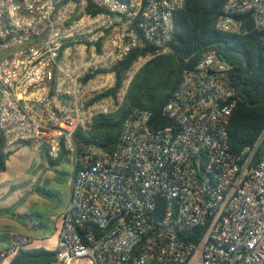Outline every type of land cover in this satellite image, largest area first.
Segmentation results:
<instances>
[{
    "label": "built area",
    "instance_id": "1",
    "mask_svg": "<svg viewBox=\"0 0 264 264\" xmlns=\"http://www.w3.org/2000/svg\"><path fill=\"white\" fill-rule=\"evenodd\" d=\"M187 1L0 0V134L73 165L59 264H264V152L230 149L236 90L215 52L184 71L163 109L171 125L153 130L136 110L111 151L75 139L118 110L148 60L106 97L125 56L170 51ZM215 29L264 39V0H228ZM9 237L0 260L32 241Z\"/></svg>",
    "mask_w": 264,
    "mask_h": 264
},
{
    "label": "trees",
    "instance_id": "2",
    "mask_svg": "<svg viewBox=\"0 0 264 264\" xmlns=\"http://www.w3.org/2000/svg\"><path fill=\"white\" fill-rule=\"evenodd\" d=\"M228 0H188L175 14V30L169 43L170 51L157 53L152 46L134 49L112 71L116 74L113 88L104 96H116L124 80L139 57L148 60L133 75L118 110L95 117L87 134L76 132L78 142L93 143L106 151L116 146L126 119L136 110L151 113L153 130L171 125L163 109L178 88L184 71L194 68L203 54L220 53L230 65L237 103L228 125V142L233 153L260 141L256 153L264 152V39L263 34L251 30L244 35L219 32L215 24ZM89 11H97L89 6ZM223 61V60H222ZM225 62V61H224ZM7 142L0 134V174L7 168ZM59 251L19 249L10 264H54Z\"/></svg>",
    "mask_w": 264,
    "mask_h": 264
},
{
    "label": "crops",
    "instance_id": "3",
    "mask_svg": "<svg viewBox=\"0 0 264 264\" xmlns=\"http://www.w3.org/2000/svg\"><path fill=\"white\" fill-rule=\"evenodd\" d=\"M6 152L7 168L0 174V254L8 251L12 232L32 239L25 250L59 251L58 233L73 181V171L68 174L63 166L68 158L17 145H7ZM14 257L6 254L0 264H10Z\"/></svg>",
    "mask_w": 264,
    "mask_h": 264
},
{
    "label": "rangeland",
    "instance_id": "4",
    "mask_svg": "<svg viewBox=\"0 0 264 264\" xmlns=\"http://www.w3.org/2000/svg\"><path fill=\"white\" fill-rule=\"evenodd\" d=\"M63 166L65 170L68 172V174H71V172L73 171V165L70 159L64 160Z\"/></svg>",
    "mask_w": 264,
    "mask_h": 264
},
{
    "label": "water",
    "instance_id": "5",
    "mask_svg": "<svg viewBox=\"0 0 264 264\" xmlns=\"http://www.w3.org/2000/svg\"><path fill=\"white\" fill-rule=\"evenodd\" d=\"M217 55H218V57H219L221 60L227 62L226 59L222 56V54L218 53Z\"/></svg>",
    "mask_w": 264,
    "mask_h": 264
}]
</instances>
